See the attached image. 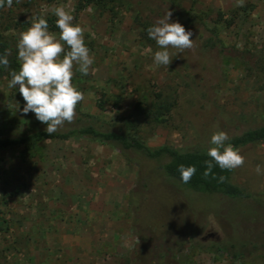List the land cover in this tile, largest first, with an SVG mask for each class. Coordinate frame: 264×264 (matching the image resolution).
I'll use <instances>...</instances> for the list:
<instances>
[{
	"label": "rangeland",
	"instance_id": "374dc122",
	"mask_svg": "<svg viewBox=\"0 0 264 264\" xmlns=\"http://www.w3.org/2000/svg\"><path fill=\"white\" fill-rule=\"evenodd\" d=\"M163 1L201 17L218 32L225 52L205 49L193 29L190 49H170V65H155L158 48L148 38L145 21L159 20ZM78 4L14 0L12 7H0V41L10 53L8 66L0 67V130L5 134L16 135L36 119L22 113V96L7 86L10 73L20 67L18 34L33 16L55 22L52 9L60 5L83 28L94 59L87 76L74 66L73 84L84 95L76 110L123 126L147 146L182 150L207 151L214 131L230 139L264 124V0H243L242 6L237 0H99L81 11ZM162 102L174 104L170 112L158 111ZM238 150L244 164L234 169L233 182L264 194V174L256 172L257 166L264 169V145ZM131 158L80 138L0 149V264H264L263 255L238 260L189 241L162 257L158 245L182 231L179 217L192 216L191 202L162 180L156 164L140 166ZM210 202L200 198L190 208ZM218 203L219 212L195 213L197 241L252 238L244 221L238 225L228 216L231 207Z\"/></svg>",
	"mask_w": 264,
	"mask_h": 264
},
{
	"label": "trees",
	"instance_id": "16d2710c",
	"mask_svg": "<svg viewBox=\"0 0 264 264\" xmlns=\"http://www.w3.org/2000/svg\"><path fill=\"white\" fill-rule=\"evenodd\" d=\"M99 0H79L78 11L83 10L92 3ZM170 11L174 14L173 21H179L183 24L186 30L196 29V32L202 39V45L207 50H218L224 53L226 50L225 44L222 42L218 32L207 26L205 21L191 11L179 9L168 5L166 2L158 6L156 12L157 18L161 19ZM48 19L49 29L58 31L55 27L53 19ZM141 21L142 17H137ZM156 21H145V30L155 24ZM144 25V24H143ZM154 41V40H153ZM8 45L0 41V53L7 50ZM247 56H242L246 59ZM15 67L17 65L14 64ZM162 102L158 105V111L170 112L174 104L169 102ZM24 104V102H23ZM24 106V105H23ZM139 109H143L141 104H138ZM99 108L103 110L105 104H99ZM159 112L156 114L158 115ZM29 117L33 113L27 114ZM45 124H42L37 119L31 124H27L24 130L16 135H7L0 130V149L14 148L17 146H26L47 139L69 140L72 138L88 139L92 141H99L102 144L112 146L118 149L127 157H132L137 164L142 166L143 162H151L155 165V172L165 180L170 182L175 188L184 192L187 198L190 214L179 217L182 223V231L162 239L158 245L161 249L160 255L165 259L173 255L174 251L181 247L185 242H192L194 246L213 253L231 255L233 258L242 260L248 259L254 255H263L264 257V194L252 193L236 185L233 182L234 169L221 170L219 167L213 169L216 177H225L224 181L218 182V179H213L212 176L205 178L203 176L205 170L204 161L208 159L206 152L200 149L182 150L170 145H163L159 147H150L145 145L141 140L133 137L125 132L123 126L117 124H110L103 122L99 117L87 115L79 110H76V116L72 123H65V125L53 133L51 136L45 131ZM236 149L254 144L264 145V124L245 131L231 137L228 141ZM136 156V157H133ZM180 165L190 166L194 165L197 168L196 174L192 177L189 183H183L179 178L178 167ZM188 197H187V196ZM200 198L207 199L209 204L204 208H190L192 205H199ZM226 202L231 208L228 216L236 221L239 225L244 221L247 231H250L252 238L238 239L235 241H221V242H207L201 243L197 241V232L199 223L195 218V213H200L205 216L211 211H221L217 205V201ZM214 200V201H213ZM247 209V210H246ZM249 210V211H248ZM260 213L262 215L257 221L247 218L248 215ZM246 214V218L244 217ZM244 217V218H243ZM201 220V219H200ZM198 228V229H197Z\"/></svg>",
	"mask_w": 264,
	"mask_h": 264
},
{
	"label": "clouds",
	"instance_id": "9594fccd",
	"mask_svg": "<svg viewBox=\"0 0 264 264\" xmlns=\"http://www.w3.org/2000/svg\"><path fill=\"white\" fill-rule=\"evenodd\" d=\"M14 0H0V7H12ZM240 6L243 0H237ZM52 15L56 17L55 27L58 35L49 31L45 15L33 16L27 30L18 34L16 49L19 71H12L8 88L16 89L22 96L24 106L22 113H33L36 119L45 124V131L50 136L65 125L72 123L76 116V107L84 99L83 93L73 84V69L87 76L94 59L85 43L84 30L76 23L70 11L63 5L55 6ZM168 11L165 16L147 29L148 38L154 40L158 50L153 54L155 65L168 66L172 62L170 49L182 53L193 46V33L186 30L178 20L171 19ZM10 53H0V67H7ZM224 131H214L210 137L204 161L205 178L212 176L223 182L225 177H216L215 167L232 170L244 164V157L231 143ZM92 163V162H90ZM180 180L187 184L196 174L194 165L178 167ZM257 174H264L260 166Z\"/></svg>",
	"mask_w": 264,
	"mask_h": 264
},
{
	"label": "water",
	"instance_id": "95a60500",
	"mask_svg": "<svg viewBox=\"0 0 264 264\" xmlns=\"http://www.w3.org/2000/svg\"><path fill=\"white\" fill-rule=\"evenodd\" d=\"M210 236H214V234H210Z\"/></svg>",
	"mask_w": 264,
	"mask_h": 264
}]
</instances>
